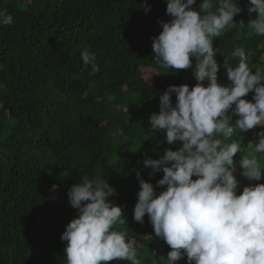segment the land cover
Returning a JSON list of instances; mask_svg holds the SVG:
<instances>
[{"label":"trees","instance_id":"16d2710c","mask_svg":"<svg viewBox=\"0 0 264 264\" xmlns=\"http://www.w3.org/2000/svg\"><path fill=\"white\" fill-rule=\"evenodd\" d=\"M237 3L241 11L234 21L247 24L256 17L248 13L250 0ZM166 4L0 0V9L13 17L11 25L0 26V264H67V242L60 235L78 214L67 192L84 176L106 179L115 189L108 199L122 208L126 221L116 229L136 242L141 264H167L170 246L155 236L147 214L143 223L134 220L137 173L156 194L166 188L157 184L163 171L150 176L143 161L182 146L169 145L164 130H151L149 117L159 111V97L169 85L197 83L194 68H163L154 56L153 37L162 30L160 22L171 19ZM213 46L220 84L230 83L224 62H237L231 58L236 46L244 47L253 71L264 66V37L249 36L239 24L214 38ZM82 51L94 54L99 69L94 74ZM190 59L194 65L195 58ZM149 68L152 81L145 76ZM253 95L245 98L251 101ZM171 100L174 106L175 93ZM120 129L124 136L117 135ZM243 135L254 137L252 129ZM258 159L264 165V154ZM236 170L237 194L242 186L264 183V170L259 181L242 176L238 164ZM176 264H188L186 256Z\"/></svg>","mask_w":264,"mask_h":264},{"label":"clouds","instance_id":"9594fccd","mask_svg":"<svg viewBox=\"0 0 264 264\" xmlns=\"http://www.w3.org/2000/svg\"><path fill=\"white\" fill-rule=\"evenodd\" d=\"M194 4L196 0H167L171 19L160 22L162 30L152 40L161 67H192L197 83L191 88L169 85L159 97V111L149 117L151 130H164L169 145L182 146L143 161L152 170L150 176L163 171L157 184L166 188L156 194L153 184L137 173L134 220L143 223L147 214L155 236L170 246L167 264L185 256L188 264H264V183L242 186L237 194L239 181L234 175L237 164L249 181H259L264 170L258 159L264 154V128L256 137L259 126H264V66L253 71L244 47L236 46L231 58L237 62H224L230 83L220 84L213 46L214 38L237 24L246 27L249 36L264 37V0H250L248 13L257 15L247 24L233 19L241 11L237 0H200L197 8ZM148 10L150 6H145ZM12 23V15L0 9V26ZM190 57L195 58L194 65ZM81 59L92 65L93 74L99 70L94 54L82 51ZM249 92H254L251 101L245 98ZM250 129L255 140L242 137ZM117 135L124 136L123 130ZM237 153H243L238 161ZM114 192L106 179L88 176L69 188L68 201L78 214L60 235L67 242V264L114 259L141 264L136 242L116 229L126 221L122 208L108 199Z\"/></svg>","mask_w":264,"mask_h":264},{"label":"rangeland","instance_id":"374dc122","mask_svg":"<svg viewBox=\"0 0 264 264\" xmlns=\"http://www.w3.org/2000/svg\"><path fill=\"white\" fill-rule=\"evenodd\" d=\"M153 74H154V69H151V68L145 69V76H146V78H147L148 81H152ZM234 175L237 177V170L234 173Z\"/></svg>","mask_w":264,"mask_h":264}]
</instances>
